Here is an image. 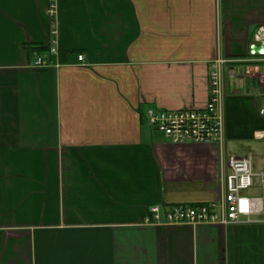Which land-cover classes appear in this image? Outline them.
Instances as JSON below:
<instances>
[{
    "label": "crops",
    "instance_id": "0c3cea01",
    "mask_svg": "<svg viewBox=\"0 0 264 264\" xmlns=\"http://www.w3.org/2000/svg\"><path fill=\"white\" fill-rule=\"evenodd\" d=\"M49 6L0 0V264H264L263 224L146 223L150 206L217 205L227 143L264 132L248 76L264 0ZM221 58L223 147L152 131L148 110L206 106Z\"/></svg>",
    "mask_w": 264,
    "mask_h": 264
},
{
    "label": "built area",
    "instance_id": "2783aa9c",
    "mask_svg": "<svg viewBox=\"0 0 264 264\" xmlns=\"http://www.w3.org/2000/svg\"><path fill=\"white\" fill-rule=\"evenodd\" d=\"M54 1L50 0L48 13H55ZM260 47L258 53L253 49ZM56 54V48H49ZM250 57L254 58L256 71L248 73L261 85V96L257 103L258 115L264 118V27H259L248 46ZM78 64L84 63V56L77 55ZM226 59L215 61L208 74V102L203 109L180 111L146 112L147 124L154 132L162 134L173 145L197 144L223 147L224 135V74ZM36 68L46 67L41 58L34 64ZM230 77V75H229ZM231 78V77H230ZM260 97H263L261 100ZM256 139H264V132ZM223 175L224 192L221 200L199 206H173L168 210L154 205L147 209L146 223L158 225H264V171L255 173L249 158L228 157ZM256 183L258 185L256 186ZM257 188L262 192L259 197L248 195V191Z\"/></svg>",
    "mask_w": 264,
    "mask_h": 264
},
{
    "label": "rangeland",
    "instance_id": "374dc122",
    "mask_svg": "<svg viewBox=\"0 0 264 264\" xmlns=\"http://www.w3.org/2000/svg\"><path fill=\"white\" fill-rule=\"evenodd\" d=\"M263 100V97H260ZM228 154L237 156L234 158L247 157L252 163V167L255 173H261L264 171V139H251L227 143ZM242 156V157H240ZM258 183H256V186ZM248 195L253 197H259L262 195L260 190L252 188L248 191Z\"/></svg>",
    "mask_w": 264,
    "mask_h": 264
},
{
    "label": "water",
    "instance_id": "95a60500",
    "mask_svg": "<svg viewBox=\"0 0 264 264\" xmlns=\"http://www.w3.org/2000/svg\"><path fill=\"white\" fill-rule=\"evenodd\" d=\"M260 49H261L260 47H256L255 49H253V51H254L255 53H258Z\"/></svg>",
    "mask_w": 264,
    "mask_h": 264
}]
</instances>
